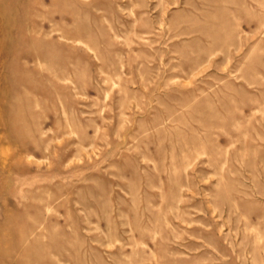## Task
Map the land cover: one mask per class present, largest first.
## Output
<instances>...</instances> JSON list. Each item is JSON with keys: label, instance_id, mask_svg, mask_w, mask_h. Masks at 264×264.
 Returning <instances> with one entry per match:
<instances>
[{"label": "rangeland", "instance_id": "1", "mask_svg": "<svg viewBox=\"0 0 264 264\" xmlns=\"http://www.w3.org/2000/svg\"><path fill=\"white\" fill-rule=\"evenodd\" d=\"M0 264H264V0H0Z\"/></svg>", "mask_w": 264, "mask_h": 264}]
</instances>
